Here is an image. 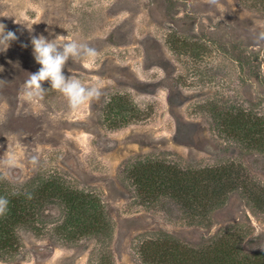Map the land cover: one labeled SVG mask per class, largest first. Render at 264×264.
<instances>
[{
	"label": "rangeland",
	"instance_id": "rangeland-1",
	"mask_svg": "<svg viewBox=\"0 0 264 264\" xmlns=\"http://www.w3.org/2000/svg\"><path fill=\"white\" fill-rule=\"evenodd\" d=\"M15 20L33 24L31 35L67 36L94 48V58H70L62 71L85 86L101 85L100 99L73 110L45 81L43 97L29 101L23 84L40 65L30 33ZM260 22L264 4L248 6L241 0H0V23L19 38L0 52V175L11 190L38 174L63 176L93 189L106 203L113 227L111 236L97 243L89 238L65 242L52 229L55 219L47 227L36 222V230L21 226L22 246L17 253L0 251V264H88L98 251L111 252L115 264H138L131 250L136 235L168 232L198 243L227 228L240 230L247 251L264 250V212L240 194H231L215 209L209 224H189L173 206L141 207L118 173L120 164L135 155L171 152L197 166L231 159L264 183V154L216 137L204 114L194 110L218 86L180 84L177 77L184 68L166 42L168 34L178 32L213 44L206 75L220 79L224 93L260 111L264 41L255 40ZM117 92L128 93L146 109V117L120 127L107 125L104 110ZM8 156L14 168L3 166Z\"/></svg>",
	"mask_w": 264,
	"mask_h": 264
},
{
	"label": "trees",
	"instance_id": "trees-1",
	"mask_svg": "<svg viewBox=\"0 0 264 264\" xmlns=\"http://www.w3.org/2000/svg\"><path fill=\"white\" fill-rule=\"evenodd\" d=\"M241 1L248 6L252 2L264 4V0ZM166 42L183 65L184 71L177 77L180 84L206 82L218 86L212 96L194 105V110L207 118L215 136L264 154V109L257 110L254 104L234 93H224L220 79L206 75L215 46L178 32L168 34ZM237 62L245 67L240 58ZM146 115V109L128 93L117 92L107 102L104 121L111 127H120ZM118 173L141 207L173 206L189 224H209L212 212L233 193L264 212V183L231 159L197 166L183 162L171 152L138 154L123 161ZM0 177V196L9 200L7 214L0 216V251L4 254L19 251L18 227L36 230L38 221L47 227L55 219L52 229L65 242L89 238L100 243L111 236L113 227L107 205L93 189L75 186L63 176L42 178L38 174L11 190L4 177ZM27 193H31V199ZM49 208L59 216H54ZM131 250L138 264H264V250L247 251L240 230L230 228L198 243L168 232L139 234L133 238ZM106 253H94L88 264H115L112 253Z\"/></svg>",
	"mask_w": 264,
	"mask_h": 264
},
{
	"label": "clouds",
	"instance_id": "clouds-1",
	"mask_svg": "<svg viewBox=\"0 0 264 264\" xmlns=\"http://www.w3.org/2000/svg\"><path fill=\"white\" fill-rule=\"evenodd\" d=\"M210 3H216L217 0H209ZM15 23L23 25L30 33V43L32 54L40 68L30 73L29 78L23 84V94L29 100L42 98L45 92L43 82L47 81L52 90L60 92L68 102L71 109H78L86 102L99 100L102 95V86L94 83L85 86L79 79L66 77L62 71L65 64L71 58L73 62L84 58H94L96 50L86 43L69 39L67 36H56L54 40H49L43 35H31L33 32L32 25L23 21L15 20ZM260 31L256 34V42L264 41V22L258 25ZM18 36L13 31H6V25L0 23V52H6L13 41L18 40ZM27 47L28 45H22ZM36 158L33 157V160ZM5 168H14L16 163L11 156L6 157L3 161ZM2 178V177H0ZM31 199V193L26 194ZM9 200L0 196V216H4L8 211Z\"/></svg>",
	"mask_w": 264,
	"mask_h": 264
}]
</instances>
